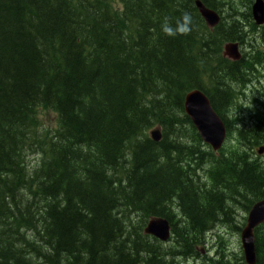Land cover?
<instances>
[{"label":"trees","instance_id":"16d2710c","mask_svg":"<svg viewBox=\"0 0 264 264\" xmlns=\"http://www.w3.org/2000/svg\"><path fill=\"white\" fill-rule=\"evenodd\" d=\"M200 1L215 27L195 0H0V264H187L207 232L241 230L235 210L264 197V92L240 103L264 26L253 0ZM230 42L245 45L237 61ZM194 89L226 127L217 152L184 112ZM153 217L166 248L143 233ZM254 244L264 264V223Z\"/></svg>","mask_w":264,"mask_h":264},{"label":"water","instance_id":"95a60500","mask_svg":"<svg viewBox=\"0 0 264 264\" xmlns=\"http://www.w3.org/2000/svg\"><path fill=\"white\" fill-rule=\"evenodd\" d=\"M194 4L207 28H213L219 23L220 17L216 11L206 7L200 0H195ZM250 10L254 23L256 25L263 24L264 0H253ZM223 54L232 60L239 59L240 53L238 51V44L234 42L226 43L223 46ZM183 109L202 142L207 144L213 151L220 149L226 138L225 126L212 109L204 93L200 90L189 91L184 97ZM150 138L154 142L160 140L161 136L158 128L150 131ZM263 149V147H260L258 153L261 154ZM263 222L264 197L251 205L246 215L245 224L239 233L240 246L247 264L255 263L256 257L253 231ZM143 233L160 241H166L169 238L170 226L166 219L153 217L147 221Z\"/></svg>","mask_w":264,"mask_h":264},{"label":"rangeland","instance_id":"374dc122","mask_svg":"<svg viewBox=\"0 0 264 264\" xmlns=\"http://www.w3.org/2000/svg\"><path fill=\"white\" fill-rule=\"evenodd\" d=\"M243 20H244V22H243ZM253 20V19H252ZM242 22L246 25V20L243 18L242 19ZM254 22V21H253ZM246 48H244L243 46H241V51H244ZM259 71L261 72V73H256V75H257V78H258V80H255V81H253V83L252 84H248V86L247 87H245L244 88V96H246L247 97V100H244L243 98L241 99V104H242V106H243V108H251V102L253 101V98L255 97H257L258 99L259 98H261V95H258V94H256V91H255V89H257L258 91H263L264 92V72H263V70H261V69H259ZM40 116L42 117L41 118V121H42V123L47 127V128H53L54 126H55V124H56V119H55V115L53 114V112H51V111H48V110H42V111H40ZM254 151H255V153H256V155L258 154L257 153V148H255L254 149ZM262 154H264V152L262 153ZM259 155V154H258ZM30 160L31 159H34V157L32 156H30V158H29ZM31 161H33V160H31ZM236 211V222L237 223H240V222H242L243 221V217L245 216L246 217V212H244V211H242L241 209H238V210H235ZM243 222H245V218H244V221ZM145 227V226H144ZM144 229V228H143ZM211 231H220V232H224L228 237H227V239L229 240V247L233 250V253H235V254H237V252L235 251V250H237V247L238 246H240V239H239V232H237V231H228V230H226V229H212ZM228 232V233H227ZM208 233V236H210V235H212V233L211 232H207ZM207 236V237H208ZM216 242V239H215V241H214V243ZM207 246V245H206ZM167 247V245L166 244H164L163 245V248H166ZM208 247V246H207ZM209 247H213V246H209ZM208 247V248H209ZM207 248V249H208ZM211 248H209L208 249V253L209 252H212V250H211ZM201 249V248H200ZM205 249V248H204ZM200 255V254H199ZM213 257V255H206V256H203L204 258H210V257ZM194 258V259H193ZM193 258H190L189 260L187 259V261H186V263L187 264H200L201 263V261L200 260H198L197 258H195V257H193ZM200 258V257H199ZM191 260V261H190ZM206 261V260H205ZM237 261H238V259H237ZM202 264H210V263H205L204 261H203V263Z\"/></svg>","mask_w":264,"mask_h":264},{"label":"flooded vegetation","instance_id":"af4514ba","mask_svg":"<svg viewBox=\"0 0 264 264\" xmlns=\"http://www.w3.org/2000/svg\"><path fill=\"white\" fill-rule=\"evenodd\" d=\"M243 47H245V45H243ZM241 50V49H240ZM260 68H261V70H263V72H264V64H262L261 66H260ZM209 232H211V231H209ZM213 235H211V236H209V239L211 240L212 239V241H209L208 242V245H210V246H213L215 243H216V245H218V239L219 238H222L221 239V243L224 245L223 246V253L221 252V251H219V250H216V251H214L213 253L212 252H209L208 253V249L209 248H211V247H207L205 244V246L204 245H202V246H200L199 248H198V252H199V254L201 255L200 256V258L198 259V260H200L201 261V263L200 264H202L203 263V261L206 263H210V264H223L224 263V260H227V261H229L231 264L232 263H234L235 261H237V256L236 255H232L233 254V250L229 247V242L228 241H226L227 240V235L224 233V232H220V231H215V232H211ZM215 239H216V242L214 243V241H215ZM169 240H170V238L164 243V244H167L168 242H169ZM201 248V249H200ZM205 248V249H204ZM208 248V249H207ZM218 251V252H217ZM236 252H237V254H238V256L240 257V260H241V264H247L245 261H244V259L242 260L241 258H242V250H241V248H240V246H238L237 247V250H235ZM207 254H209V255H214V257H210V258H204L203 256L204 255H207ZM218 255V256H217ZM222 256V257H221ZM219 258V259H218ZM206 260V261H205ZM215 261V262H214ZM196 264V263H195ZM255 264V263H254Z\"/></svg>","mask_w":264,"mask_h":264},{"label":"bare ground","instance_id":"6f19581e","mask_svg":"<svg viewBox=\"0 0 264 264\" xmlns=\"http://www.w3.org/2000/svg\"><path fill=\"white\" fill-rule=\"evenodd\" d=\"M251 17H252V16H251ZM254 24H255V23H254ZM260 25H261V26H264V23H263V24H260ZM257 26H259V25H257ZM234 43H236V42H234ZM237 44H238V43H237ZM240 49H241V46L238 44V51H239V53H240V58H241L242 51H241ZM222 54H223V52H222ZM223 56H224V57H227V58H228L229 60H231V61H237V60L240 59V58H239V59H237V60H232V59H230L228 56H226V55H224V54H223ZM194 90H196V89H194ZM255 91L257 92L258 90L255 89ZM204 95H205V94H204ZM205 96H206V95H205ZM246 117H247V116H246ZM247 118H248V117H247ZM223 124H224V123H223ZM224 126H225V125H224ZM155 128H158V127H155ZM153 129H154V128H153ZM153 129H152V130H153ZM225 130H226V127H225ZM150 131H151V130H150ZM225 140H226V138H225ZM224 142H225V141H224ZM223 144H224V143H223ZM222 146H223V145H222ZM222 146H221V147H222ZM211 150H212V149H211ZM218 150H220V149H218ZM218 150H217V151H218ZM212 151H213V150H212ZM217 151H213V152H217ZM263 152H264V149H263ZM263 152H262V153H263ZM262 153H261V154H262ZM246 215H247V213H246ZM133 216H134V215H133ZM244 218H245V220H246V217H245V216H244ZM244 218H243V221H244ZM263 223H264V222H263ZM244 224H245V222H244ZM244 224H243V226H244ZM260 225H261V224H260ZM243 226H242V227H243ZM242 227H241V229H242ZM257 227H258V226H257ZM240 231H241V230H240ZM227 233H228V232H227ZM239 233H240V232H239ZM253 233H254V231H253ZM170 236H171V234L169 233V238H171ZM169 238H168V239H169ZM168 239H167V240H168ZM167 240H166V241H167ZM158 241H159V240H158ZM166 241H159V242H162V245H164V243H165ZM254 245H255V244H254ZM213 249H214V248L212 247V248H211L212 253L214 252ZM217 252H218V251H217ZM255 254H256V253H255ZM242 255H243V253H242ZM217 256H218V255H217ZM181 257H182V256H181ZM211 257H212V256H211ZM213 257H214V255H213ZM221 257H222V256H221ZM255 257H256V255H255ZM193 259H194V258H193ZM218 259H219V258H218ZM243 259H244V256H243ZM180 260H181V259H180ZM238 261H239V259H238ZM244 261H245V260H244ZM255 261H256V260H255ZM214 262H215V261H214Z\"/></svg>","mask_w":264,"mask_h":264},{"label":"clouds","instance_id":"9594fccd","mask_svg":"<svg viewBox=\"0 0 264 264\" xmlns=\"http://www.w3.org/2000/svg\"><path fill=\"white\" fill-rule=\"evenodd\" d=\"M188 20H189V18L185 15L183 17V23L179 24L177 31H179V32H186V31H188V28H187ZM164 31L167 34H169V35H173L174 34L173 33V30L171 28H169V27H165L164 28Z\"/></svg>","mask_w":264,"mask_h":264}]
</instances>
